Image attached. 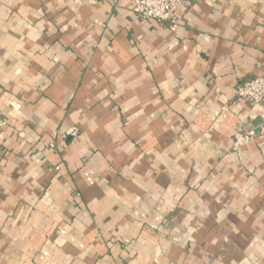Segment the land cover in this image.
<instances>
[{
    "label": "crops",
    "instance_id": "1",
    "mask_svg": "<svg viewBox=\"0 0 264 264\" xmlns=\"http://www.w3.org/2000/svg\"><path fill=\"white\" fill-rule=\"evenodd\" d=\"M175 17L0 0V264H264V0Z\"/></svg>",
    "mask_w": 264,
    "mask_h": 264
},
{
    "label": "built area",
    "instance_id": "2",
    "mask_svg": "<svg viewBox=\"0 0 264 264\" xmlns=\"http://www.w3.org/2000/svg\"><path fill=\"white\" fill-rule=\"evenodd\" d=\"M187 0H133V13L139 21L168 22L173 29L177 26L175 12L180 4ZM240 99L259 104L264 100V76L254 78L240 84L237 88ZM67 135L75 136V129L68 130ZM253 136V132L241 130L235 134L234 149L238 150L247 144Z\"/></svg>",
    "mask_w": 264,
    "mask_h": 264
},
{
    "label": "water",
    "instance_id": "3",
    "mask_svg": "<svg viewBox=\"0 0 264 264\" xmlns=\"http://www.w3.org/2000/svg\"><path fill=\"white\" fill-rule=\"evenodd\" d=\"M259 123V122H258Z\"/></svg>",
    "mask_w": 264,
    "mask_h": 264
}]
</instances>
